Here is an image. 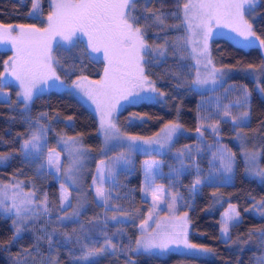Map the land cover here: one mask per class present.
I'll use <instances>...</instances> for the list:
<instances>
[{"label":"trees","instance_id":"obj_1","mask_svg":"<svg viewBox=\"0 0 264 264\" xmlns=\"http://www.w3.org/2000/svg\"><path fill=\"white\" fill-rule=\"evenodd\" d=\"M184 2L186 0H136L133 14L141 17L139 26L145 33L146 43L152 47L151 55H145V60L149 61L144 64L145 73L164 95L156 96V100L125 105L116 115V124L124 133L141 136L152 135L170 122L192 130L200 127L204 131L203 140L182 136L167 153L151 156L162 161L157 183L179 197L177 213L189 212L190 241L210 248L212 253L208 256L178 252L135 253L134 241L139 237L140 225L152 209L143 197V161L148 155L133 152L131 165L117 167L115 184L107 175L106 188L110 190L111 199L105 208L96 198L92 180L101 161L108 170L110 158L126 150L102 153L97 116L70 92L51 90L38 94L27 112L10 86L6 88L12 89L11 101L0 102V156L5 158L0 159V186L20 183L35 193L40 210L25 223L15 239L14 216L0 211V264H260L258 258L264 255V249L260 247L259 236L253 234L249 239L248 234L253 229L264 228L261 215L264 209L253 211L257 202L264 200V178L246 174L237 132L242 128L247 140L251 141L250 146L261 152L260 168H264V92L260 90L264 88V74L257 80L244 71L249 65L260 68L264 64V55L257 47L243 48L227 38H214L210 54L215 65L231 67L233 73L214 90L196 91L192 83L196 78V66L183 21ZM32 3L33 0H0V22L44 26L52 11L50 0H40L42 13L39 17L30 15ZM153 13L160 15L161 20H156ZM251 21L255 33L264 39V4L257 7ZM10 53V50L0 49V73H3L4 62ZM53 56L60 58L62 67L56 66V69L68 84L79 76H102L104 62L89 55L83 41L71 51L56 46ZM245 88L250 93L248 103L243 107L234 105V101L243 96ZM230 104L233 105L229 109L232 115L249 112L248 120L241 127H236L230 117L222 118L224 106ZM45 113L47 115H42ZM133 114L143 119L130 124L129 117ZM69 117L72 118L71 126ZM41 125L46 128L44 154L38 158L27 157L22 144ZM209 125L217 126L219 134L211 131ZM61 137L77 138L87 152V173L85 181L79 185L81 195H77V187L73 188L74 203L77 207L82 205L80 215L63 221L58 217L67 209L60 207V180L46 166L49 149L63 150ZM221 145L236 154L229 182L222 181L219 176L210 179L213 154L218 155ZM42 163L45 164L43 168L40 167ZM197 177L203 182L193 190L192 184ZM45 194L47 213L43 211L42 203ZM229 205L236 206L241 218L238 224L230 226L229 238L225 239L221 232L222 215ZM113 215L119 219L111 220ZM105 216L109 217L107 221ZM85 233L89 247L93 244L100 247L106 236L117 247L84 261L80 259L82 252L77 237L83 239Z\"/></svg>","mask_w":264,"mask_h":264},{"label":"snow or ice","instance_id":"obj_2","mask_svg":"<svg viewBox=\"0 0 264 264\" xmlns=\"http://www.w3.org/2000/svg\"><path fill=\"white\" fill-rule=\"evenodd\" d=\"M264 4V0H186L182 5L183 21L188 29L197 33L201 37L203 46L206 74L201 75L198 71L193 84L204 86L208 84H217L226 74L224 70L217 69L210 58L208 42L212 38V25H220L221 21L225 26L232 29L235 34L242 37L241 41L245 47H253L257 41L264 47V39L257 37L253 25L246 17H255L256 9ZM52 11L47 17L46 26L43 28L33 25H4L0 24V43L10 44L14 48V55L4 62V72L0 73V94L4 95V100L0 102H9L8 94L4 93L6 87L17 83L20 91L17 98H23L25 108L33 99L38 85L47 83L49 87H63L64 81L56 73V66L62 67L59 57L53 56V44L57 47H63L68 51L78 47L81 41L85 44V51L89 54H98L93 57L104 62L103 77L99 81H91L86 76H79L74 80L73 86L78 89L84 97L91 100L100 112V130H102L105 141L115 140L114 147H125L126 151L120 152L117 156L110 158L111 164L108 167V177L111 182H116V169L120 165H131V154L137 151L147 152L149 149L158 151L170 144L172 137L180 131L179 123L170 122L165 125L162 131L165 137L161 139H145L140 136L119 135L116 124L113 120V114L118 108H123L125 104H136L155 99L156 96H163L154 86L152 81L145 76L144 64L145 55H151L152 47L144 39V31L139 26L141 17L134 15L136 9V0H50ZM32 12L30 15L39 17L42 13L40 0H33ZM155 19L160 21V15ZM146 20L147 17H144ZM162 22V21H161ZM15 33V34H14ZM201 61H197L200 63ZM250 70L256 71L253 65L248 66ZM260 70L264 71V64L260 65ZM75 71V65H73ZM71 75V72L68 73ZM145 84L149 85L145 89ZM259 87V85H258ZM264 92V88L260 89ZM227 91V89L225 90ZM155 94V95H152ZM250 93L245 88L243 96L234 101V105L243 107L248 103ZM123 101L124 103H121ZM233 105L224 106L222 118L230 117L231 122L236 127H241L249 118L248 111H241L238 115H232L229 110ZM220 105L217 104V108ZM42 115H47L42 114ZM143 117L133 114L129 117V123L142 120ZM72 118L69 117V126ZM211 131L219 134V128L215 125L208 126ZM45 126L41 125L37 131H34L29 139L24 140L22 150L27 157L38 158L44 154L46 144L44 140ZM197 133H201V128H196ZM202 134V133H201ZM237 137L243 142L247 136L243 134L242 128L237 132ZM60 142L66 148L69 164L64 167L63 172L73 184L76 183V175L80 171L81 162L85 158V153L78 145L80 141L75 137H61ZM219 155L213 154V160H219L220 167L218 172L225 174L231 173L235 165L236 154L227 146L221 145L218 149ZM242 156L244 157L246 171L253 172L264 178V168H258V159L261 152L258 150H249L242 147ZM0 159H5L0 156ZM182 162V161H181ZM104 162L101 161V164ZM211 163V162H210ZM162 161L145 160L144 178L145 186L143 191L145 195L151 192L154 201L161 197L158 195L161 189L155 185V179L160 175V166ZM46 166L55 173L61 172L60 154L54 149L47 151ZM41 168L45 164L40 165ZM97 177L93 178L92 184L97 199L103 202L105 208L108 207V200L111 199L110 190H106L103 185L105 176L103 170L97 168ZM230 179V177H227ZM203 181L197 177L192 189L195 190ZM19 183L14 185L0 186V211L5 214H11L15 217L13 224L14 239L20 234L22 226L36 215L35 193H24L23 198L19 191ZM17 189V191H11ZM11 191V195L9 192ZM175 200V197H172ZM43 211H49L47 206V196L42 201ZM62 210L72 208L69 200V193L65 191V186L61 184V204ZM80 207L73 208L69 214L65 211L64 215L58 217L60 220H72L73 217L80 215ZM119 207V206H117ZM171 207V205H169ZM230 211L224 214V226L221 229L222 235L227 238L229 234V222L238 224L241 214L234 206H229ZM264 209V200L257 202L253 211ZM247 211V209H246ZM264 217V212H261ZM109 217L105 216V221ZM117 221L116 215L110 217ZM151 219V214L149 215ZM92 222L89 221V224ZM147 221H145V225ZM145 225L141 226V235L134 241L135 250H142L145 253L159 252L166 253L172 249H179L181 246L187 250H198L200 252H210L211 249L203 245H197L188 240V220L187 215L179 219V228L173 226L171 230L162 227L159 223L156 229L151 232L146 230ZM255 234L259 236V244L264 249V228L253 229L249 232V239ZM72 239V237H69ZM81 246L82 255L80 259L90 261L102 256L105 252L116 249L111 238L106 236L104 243L100 247H89L88 236L85 233L84 238L77 237ZM51 245V238L49 237ZM260 264H264V255L258 258Z\"/></svg>","mask_w":264,"mask_h":264},{"label":"rangeland","instance_id":"obj_3","mask_svg":"<svg viewBox=\"0 0 264 264\" xmlns=\"http://www.w3.org/2000/svg\"><path fill=\"white\" fill-rule=\"evenodd\" d=\"M246 18L253 25V23L251 21V17H246ZM0 24H4V23H1L0 22ZM4 25H13V26L24 25V26H27L28 24H4ZM45 26H46V24L44 26H37V27L43 28ZM185 26H186V24H185ZM186 29H187V33H188L187 43H188V46H189L191 55H192V57L194 59L195 66H196V76H197V72L198 71L201 73V75H204V74H206V71H208V70H206L205 69V66H204L205 61L203 59L204 53H203V46H202V42H201V37L198 34V31H197V33L194 34L191 29H188L187 28V26H186ZM212 29H213L212 38L208 42L209 53H210V49H211L212 40L214 38H217V37L227 38L230 41H232L234 44H236V45H238L240 47H243V48H251V47H245L244 44L241 42L243 40V38L242 37H239L237 34H235L232 29L226 27L224 21H221V23H220L219 26H217L216 24H213L212 25ZM253 29H254V27H253ZM257 37H259V36L257 35ZM55 47H56V45L53 44V49ZM253 47L259 48L262 51L263 55H264V47L260 46L258 41H257V43ZM0 49L10 50L11 53H10V56L9 57H12L14 55V48L10 44L0 43ZM97 55L98 54H92L91 56L92 57H95ZM210 58L212 59L211 54H210ZM197 61H201V62L200 63H197ZM212 63L215 66V68L224 70L226 74L215 85H213L211 83L208 84V85H204V86H199V85L193 84V89H195L196 91L204 92V91L214 90V89L220 87L224 83V81L233 73V70L234 69L231 68V67H219V66L215 65L213 59H212ZM104 66H105V64H104ZM143 66H144V69H145V65H143ZM54 67L56 68V65H54ZM244 71L246 73H248L249 75H251L253 78H256L257 80L259 79V77L262 74H264V71H261L260 68H256V71H252L249 68L246 69V70H244ZM56 73L58 75L57 69H56ZM145 76H146V73H145ZM102 77H103V73H102V76L100 78H88V79L91 80V81H99V80L102 79ZM147 79H148V77H147ZM152 86H154L153 83H152ZM11 87L15 89V95L17 96V93L20 91V88H19L18 84L17 83H14V84L11 85ZM144 87H145V89H147L149 87V85L145 84ZM51 90L68 91V92H70L71 94H73L74 96H76L82 103H84L90 110H92L95 113V115L97 116L98 121H99V131H100V135H101V138H102V153L104 155H107L109 152H111L113 150H116V149L127 150L126 149V146L125 147H114V145L117 143L115 140L108 141V142L105 141L103 132H102V130H100V112H99V110L96 108V105L91 100H89L86 97H84L83 94L78 89H75L74 88L73 83L68 84V83L64 82V86L63 87H59V88H57V87H49L47 83H43V84L38 85L37 91L34 94L33 99L29 102L27 108H25V106H24L23 98L22 97L20 98L21 102L23 103V106H22L23 109H25V111H27V112L30 111L35 96L38 95V94L44 93V92L51 91ZM4 93L5 94H8L9 101H11V98H12V89L5 88L4 89ZM152 95H155V94H152ZM157 98L158 97H156L155 99H150V100H156ZM0 100H4V95L3 94H0ZM121 103H124V102L121 101ZM125 105H127V104H125ZM122 109L123 108H118L117 111L113 114V120H114L115 124H116V115ZM181 126L182 127H181L180 131L177 132L172 137V140H171L170 144H168L165 148L160 149L158 151H152L151 149H149L147 152H145L143 150L142 151H137V152L148 155V157H147L146 160H159V161H161L159 158H156L155 156H151V155H153L155 153L156 154H164V153H167L171 149V147L173 146V144L180 137H182V136H195L199 140H203L204 139L205 134H204V131L202 129H201V133H202L201 134V133H197L196 130H192V129L186 128L183 125H181ZM116 127L118 129V134L119 135H122V136L123 135H131V136H140V137H143L145 139H149V138L157 139L158 138V139H161V140L165 137V132L162 131V129H164L165 126L162 127L158 132H156V133H154L152 135H149V136H141V135L127 134V133L122 132L118 128L117 124H116ZM239 141L242 144L241 146L243 148H247L249 150H253V148L250 146L251 141L249 139L248 140L246 139V141H243V142L239 139ZM42 143H44V140L42 141ZM60 146L63 148V150L58 149V148H55L54 150L57 153L60 154L61 169L62 170H61V172L59 174L55 173L54 170H51V171H53L55 173V175L57 176V178L60 180V190H61V184H63L65 186V191L67 193H69V200L71 201L72 206H73L72 208H67V212L70 214L72 212L73 208H76L77 207V204L74 203L75 201L73 199V197H74L73 188H76L77 187L76 188L77 189V195H81V188L79 187V185H81L85 181V176H86V173H87V170H86V162H87L86 161V153L87 152H85V147L82 145V143L80 141V144L78 146L81 147L82 150L84 151L85 158L81 162L80 171L78 173H75L77 179H76V183L73 184L66 176H64L63 169H64V167H66L69 164V159H68V155H67L66 148L62 144H60ZM254 150H256V149H254ZM218 155H219V153H218ZM98 167H100L103 170V172H104L105 182H104L103 187L107 190V188H106L107 182H108V180H107V175H108L107 166L105 165V163L101 164V162H100L98 164ZM219 167H220L219 160H214L213 165H212V171H211L210 179L215 180V178L217 176H219L222 179V181H225V182L231 181L232 180V172L231 173H228V174H225V173H222V172H218V171H216V169H218ZM257 167L260 168V158L258 159ZM160 173H161V166H160ZM246 174L249 175V176H251V177L260 178V176L256 175L253 172L246 171ZM97 175H98V173H97V170H96V174H95L94 177H97ZM227 177H230V179H228ZM17 183L5 184V185H14V184H17ZM154 183H155V185H156L157 188L161 189V191H159V193H158V195L161 197V199L158 200V201H154L153 198H152L151 192H149L148 195H145V192L143 191V197L150 202V204L152 206V209H151V212L149 213V215L151 214V219H149V215H148L147 219L145 220V221H147V224L145 225V221H144L140 225V234H139V236L141 235V226L142 225H145L146 230L148 232H151L153 229H156V226H157L158 223L162 227L167 228L168 230H171L173 228V226H176V228L178 229L179 228V219L182 218V217H184L185 214H186L187 215V220H188V226H187L188 240H189V242H191L190 241V238H189V236H190V229H191L189 212L184 211L182 213H177V210H178L177 205H178V202H179V197L176 194H174L172 191L166 189L164 185H162L160 183H157L156 179H155V182ZM19 185H20L19 191L21 192V197H19V198H23V194L24 193L31 192L29 190H26L20 183H19ZM144 186H145V178H144V182H143V189H144ZM92 188L94 190L93 184H92ZM11 191H17V189H12ZM11 191L9 192V195H11ZM172 197H175V200L174 201L172 200ZM33 199L35 201V208H36V213H37L40 210L39 209L40 206L36 202L35 197ZM99 202H101V201H99ZM169 205H171V207H169ZM229 206L225 209V211L223 212V215H222L223 226H224V214L226 212H229L230 211ZM231 206H234L236 208L235 205H231ZM74 218L75 217H73L72 219H74ZM14 219H15V217H14ZM232 224H233L232 222H229L228 227L230 228V226ZM24 225L22 226L21 230L23 229ZM228 237H229V234H228ZM140 252H143V251L142 250H140V251H136L135 250V253H140ZM168 252H178V253H182V254H190V255H198V256H208V255H210L212 253V250L210 252H200L198 250H187V249H185V248H183L181 246L179 249H175L174 248V249H172V250H170ZM153 253H159V252H153Z\"/></svg>","mask_w":264,"mask_h":264},{"label":"crops","instance_id":"obj_4","mask_svg":"<svg viewBox=\"0 0 264 264\" xmlns=\"http://www.w3.org/2000/svg\"><path fill=\"white\" fill-rule=\"evenodd\" d=\"M229 238V237H228ZM228 238H225V239H228Z\"/></svg>","mask_w":264,"mask_h":264}]
</instances>
